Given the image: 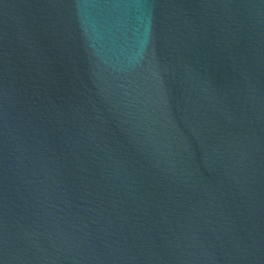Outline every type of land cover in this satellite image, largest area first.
I'll list each match as a JSON object with an SVG mask.
<instances>
[{
  "label": "water",
  "instance_id": "obj_1",
  "mask_svg": "<svg viewBox=\"0 0 264 264\" xmlns=\"http://www.w3.org/2000/svg\"><path fill=\"white\" fill-rule=\"evenodd\" d=\"M0 264H264V0H0Z\"/></svg>",
  "mask_w": 264,
  "mask_h": 264
}]
</instances>
